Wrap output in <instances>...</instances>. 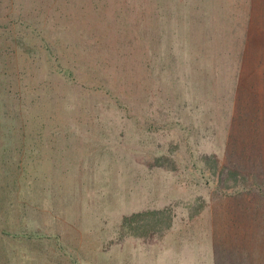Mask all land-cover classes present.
I'll list each match as a JSON object with an SVG mask.
<instances>
[{
	"label": "rangeland",
	"instance_id": "rangeland-1",
	"mask_svg": "<svg viewBox=\"0 0 264 264\" xmlns=\"http://www.w3.org/2000/svg\"><path fill=\"white\" fill-rule=\"evenodd\" d=\"M261 45L264 0L0 1V264H264V203L200 160L264 183Z\"/></svg>",
	"mask_w": 264,
	"mask_h": 264
},
{
	"label": "trees",
	"instance_id": "trees-1",
	"mask_svg": "<svg viewBox=\"0 0 264 264\" xmlns=\"http://www.w3.org/2000/svg\"><path fill=\"white\" fill-rule=\"evenodd\" d=\"M247 44L255 45L249 42ZM261 49L262 56L259 57V61H261L264 65V45H261ZM239 79L240 78L237 79V84H239ZM8 104L9 103H6V105ZM8 110L9 111L5 112H9L13 117L19 115L18 108L15 103H11L8 106ZM229 155L232 154L229 153ZM243 159L244 157L239 154L236 160L233 159L232 163H229L227 158H224L221 161L215 152L211 154L203 153L200 156L203 168H207L209 176H214L216 178L217 186L229 185L231 187H235L238 185L244 192L254 194L255 197L248 200V202L260 207L264 202L260 200L255 201V198L263 200L264 183L261 184L258 179L259 172L253 167L257 164V162L252 161L249 165H243ZM155 164L158 166L163 164L160 157L156 158ZM228 180H232V183L228 182ZM261 181L264 182V178ZM201 206V203H199V205H189V216L193 217L196 215ZM173 221L174 211L172 206H164L158 209H144L124 215L121 219L119 230L121 236L129 235L139 238H148L165 233V231L172 227Z\"/></svg>",
	"mask_w": 264,
	"mask_h": 264
}]
</instances>
